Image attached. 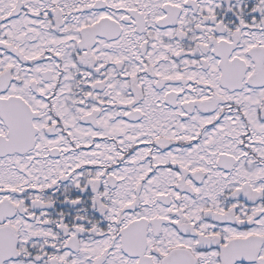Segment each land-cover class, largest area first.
I'll use <instances>...</instances> for the list:
<instances>
[{
	"label": "snow or ice",
	"instance_id": "obj_1",
	"mask_svg": "<svg viewBox=\"0 0 264 264\" xmlns=\"http://www.w3.org/2000/svg\"><path fill=\"white\" fill-rule=\"evenodd\" d=\"M0 264H264V0H0Z\"/></svg>",
	"mask_w": 264,
	"mask_h": 264
}]
</instances>
